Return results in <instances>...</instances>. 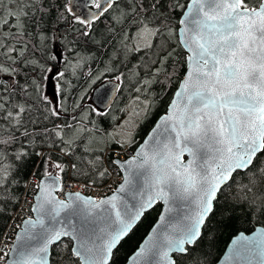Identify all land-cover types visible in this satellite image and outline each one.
<instances>
[{"label": "snow or ice", "instance_id": "snow-or-ice-1", "mask_svg": "<svg viewBox=\"0 0 264 264\" xmlns=\"http://www.w3.org/2000/svg\"><path fill=\"white\" fill-rule=\"evenodd\" d=\"M73 4L76 0H67L61 18L70 15L82 26L83 30H77L79 34L88 36L95 22L118 8L119 0H81L77 6L87 10L83 15ZM169 4L173 10L183 9L175 27L162 10V0H126V10L121 13L123 22H130L134 28L121 41L126 51L152 49L151 38L166 31L169 37L178 38L186 53V70L168 111L131 157L110 161L123 173L122 182L111 195L64 192L62 173L67 166L49 157L45 161L46 179L35 185V203L30 209L34 216L17 225L19 231L7 251L0 247V264H52L54 245H62L65 264H111L114 250L157 203L165 206L160 221L129 258V264H175L170 253H186V246L199 240L218 193L234 179L233 173L250 170L258 155L264 154V0H186L185 4L169 0ZM35 5L36 0H0V29H10L0 34V56L12 64L24 56L28 47L24 21ZM39 39L45 56L56 62L64 59V51L57 48L61 39L58 35L50 40L41 32ZM175 56L168 51L161 59L152 60L151 64L159 67L152 79L141 82L136 91L162 82L160 76L173 78L169 65ZM14 71L0 63V73ZM122 75H116L115 80L119 82ZM64 77V72L44 77L55 79L54 95L59 101L42 98L50 105L45 119H61L62 112L67 111L61 83ZM32 83L38 91L40 84L35 79ZM6 104L0 94V118L13 130L8 136L0 135V196L7 194L12 183L13 170L5 162L4 148L16 142L28 111L24 104L14 105L11 110ZM139 115L140 105L136 104L129 120L105 137L83 126L73 129L67 122L51 130L44 127L39 134L54 133L67 146L61 149L65 155L70 154L75 139L85 133L89 145L114 142L125 148L133 142L134 117ZM65 128L72 130L75 139L65 138ZM31 134L27 127L21 133L24 137ZM26 154L20 150L16 159ZM101 161L102 157L96 156L90 163L99 169ZM49 163L58 170L55 175L47 170ZM71 168L75 171L77 165L73 163ZM259 171L264 175V168ZM98 174L103 178L108 169ZM250 191V187H242L237 199L246 200ZM181 207L186 210L177 220L172 213ZM228 259L234 264H264V230L251 237L240 233L232 241Z\"/></svg>", "mask_w": 264, "mask_h": 264}, {"label": "trees", "instance_id": "trees-1", "mask_svg": "<svg viewBox=\"0 0 264 264\" xmlns=\"http://www.w3.org/2000/svg\"><path fill=\"white\" fill-rule=\"evenodd\" d=\"M179 2L185 4L186 0H179ZM65 3L67 0H36L35 8L30 10L29 16L24 21L25 31L28 33L24 37V42L28 45L24 56L18 57L16 64L0 56V63L15 70L12 74L1 73L10 75L14 79L11 86L5 82L0 84V94L7 101L6 108L11 110L14 105L24 104L28 109L24 115V125L17 132L16 142L4 148L7 157L5 162L13 171L12 183L8 186L7 194L0 196V239L22 198L27 177L32 172L39 178L43 177L45 161L49 157L67 166L65 173H62L64 178L70 176L74 180L93 184L104 183L108 174L101 178L98 171L113 166L110 163L113 160L110 153L105 154V152L107 149L119 147L118 144L110 142L107 145L97 143L89 145L87 133L80 139H75L72 130L65 128V138L75 139V143L69 149L70 154L65 155L61 149L67 146L61 143L54 133L39 134L44 127L51 130L56 125L67 122L73 129L83 126L92 129L99 137H105L123 115L129 98L138 93L136 89L142 86L141 82L144 79H152V74L159 65H152L151 61L161 59L162 55L172 51L176 53V56L169 65V70L174 71V77L165 80L164 76H160L159 80L162 82L153 83L150 87L145 86L141 92L148 99V103L145 105V113L138 120L134 130L133 142L129 145L135 149L156 119L165 112L185 71V52L179 46L177 38L169 37L166 31L152 38L154 45L152 49H142L139 52L125 50L121 41L125 33L134 31L131 23L123 22L121 17V13L126 10V0H119L118 8L111 10L95 22L88 36L79 34L77 30H83L82 26L73 21L70 15L61 18ZM161 7L165 10V14L169 15L171 25L175 27L183 9H171L169 0H162ZM9 30V28L0 29V34ZM55 31L61 38L57 41L58 49L65 53L64 59L59 62L44 55V46L39 39L40 33L43 32L51 40ZM161 45H164L163 49ZM47 47L51 50V43ZM33 60L37 63L33 64L31 62ZM65 60L68 61L67 65ZM58 66L57 72L65 73L61 83L65 89L63 103L67 111L62 112L61 119L55 117L45 119L46 108L50 105H46L42 98L47 96L53 102L59 101L54 95L55 90H52L53 95L50 96L52 99L49 97L46 91L47 80L44 77L50 74L49 68L53 71ZM109 69L112 70L109 71ZM121 73L123 75L119 81L117 98L107 110L99 111L90 102L91 92L103 81L115 80V76ZM33 79L40 84L38 91L32 83ZM52 83L55 84V79H52ZM0 125L3 126L0 127V135L8 136L13 131L2 118H0ZM24 127L32 133L28 137L21 135ZM33 129H36L35 133ZM101 147L104 148L103 152L99 151ZM20 150L27 154L17 160L16 153ZM96 156L102 157L99 169L90 163ZM73 163L77 165L75 171L71 168ZM261 168H264V154L258 155L250 170L237 171L233 174L234 179L230 180L218 193L213 211L201 230V237L193 246L187 247L185 254L174 255L176 264H215L232 236L238 232L248 233L256 226L264 227V203H261L264 199V175L259 171ZM47 170L54 174L58 171L51 167V163ZM245 186L250 187L252 191L247 193L246 200H238L237 194ZM160 209L161 205L156 204L144 214L136 227L115 249L111 264L125 263L156 221ZM63 255L62 245L59 247L54 245L50 258L52 264H65L62 260Z\"/></svg>", "mask_w": 264, "mask_h": 264}, {"label": "built area", "instance_id": "built-area-1", "mask_svg": "<svg viewBox=\"0 0 264 264\" xmlns=\"http://www.w3.org/2000/svg\"><path fill=\"white\" fill-rule=\"evenodd\" d=\"M134 154L133 149L129 146L125 148H116L111 151V156L113 158L119 157L121 161L131 157ZM122 181V175L116 166L108 168V177L106 181L100 185H93L87 182L74 180L71 178H66L64 180V192H81L85 195H90L93 197H99L101 195H109L112 191L120 184ZM39 182L38 177L32 172L27 177L24 185L23 195L20 198V201L14 210L10 220L8 221L2 237L0 239V247L4 248L5 251L8 250V246L13 243L15 235L19 228L17 225H20L23 219L33 216L31 212V207L34 201V195L36 192L35 185ZM59 197H62L58 193ZM7 259V258H6Z\"/></svg>", "mask_w": 264, "mask_h": 264}, {"label": "water", "instance_id": "water-1", "mask_svg": "<svg viewBox=\"0 0 264 264\" xmlns=\"http://www.w3.org/2000/svg\"><path fill=\"white\" fill-rule=\"evenodd\" d=\"M81 3V0H76V4H73L72 5V7H74L75 8V10H76V12L78 13V14H81V15H83V14H85L86 12H87V10L86 9H83L82 7H79V6H77V5H79ZM58 35V33L55 31L54 32V36H57ZM177 40H178V38H177ZM57 48H58V46H57ZM183 49V48H182ZM184 50V49H183ZM185 55H186V53H185ZM59 70V66L58 67H56L55 69H53V71L49 74V75H51V76H54V74L57 72ZM185 70H186V65H185ZM185 72V71H184ZM48 75V76H49ZM183 75H184V73H183ZM183 75H182V77H181V79L180 80H182L183 79ZM13 78L11 77V76H9V75H5V76H3L1 73H0V84L2 83V82H5V83H7V85L8 86H11L12 84H13ZM179 83H180V81H179ZM179 83H178V85H177V87H176V89L174 90V92H173V94H172V97H171V99H170V101H169V103H168V105H167V107H166V110H165V112L164 113H162L157 119H156V121L154 122V124L152 125V127L149 129V131L146 133V135L144 136V138L142 139V141L141 142H139L138 144H137V146L135 147V150H134V153L136 152V150L143 144V142H144V140L146 139V137L148 136V134L151 132V130L155 127V125H156V123L160 120V118L162 117V116H164L165 115V113L168 111V107H169V105L171 104V102H172V99H173V97H174V94H175V92L178 90V88H179ZM51 86H52V80H47V82H46V91H47V93H49V94H52L53 95V92L51 91L52 90V88H51ZM118 91H119V82H117L116 80H106V81H103L102 83H100L98 86H96L94 89H93V91L91 92V96H90V101L93 103V105L96 107V109H98L99 111H105V110H107L112 104H113V102L115 101V99L117 98V95H118ZM121 172V171H120ZM122 175H123V173H121ZM234 174V173H233ZM53 175H55L54 173H53ZM41 179H46V177L45 176H43V177H41L40 178V180ZM230 181V180H229ZM228 181V182H229ZM57 195V194H56ZM111 195V194H110ZM58 197V196H57ZM34 203H35V201H34ZM33 203V204H34ZM157 204H160L161 205V209H160V212H159V214H158V216H157V218H156V221L153 223V225L150 227V229L148 230V232L146 233V235L143 237V239L141 240V242L138 244V246L136 247V249L128 256V258L126 259V261H125V263L124 264H129V258L130 257H132L133 256V254L140 248V246H141V244H143L144 243V241L147 239V237L149 236V234L150 233H152V229L154 228V227H156L157 225H158V223H159V221H160V216H161V213H163L164 212V204L163 203H157ZM156 205V204H155ZM154 205V206H155ZM153 206V207H154ZM152 207V208H153ZM151 208V209H152ZM150 209V210H151ZM186 209H184L183 207H181V208H179V209H177L175 212H173L172 213V215H173V217L175 218V219H179L182 215H183V213H184V211H185ZM149 211V210H148ZM147 211V212H148ZM210 215V214H209ZM144 216V215H143ZM143 218V217H142ZM141 218V219H142ZM140 219V220H141ZM140 222V221H139ZM138 222V223H139ZM137 223V224H138ZM136 224V225H137ZM136 227V226H135ZM134 229V228H133ZM132 229V230H133ZM258 230H264V227H262V226H256L252 231H250V232H248V233H246V232H238L237 234H235L234 236H232L231 238H230V240H229V242L227 243V245H226V247H225V249H224V251H223V253H222V255L220 256V258L218 259V261L215 263V264H234V262L233 261H231V260H229L228 259V257L230 256V254H231V248H232V241H233V239L234 238H236L237 236H239V234L240 233H244L246 236H253L254 234H256L257 233V231ZM19 231V230H18ZM130 234V233H129ZM128 234V235H129ZM127 237V236H126ZM125 237V238H126ZM124 238V239H125ZM123 239V240H124ZM122 240V241H123ZM121 241V242H122ZM243 243V242H242ZM120 245V244H119ZM118 245V246H119ZM193 246V245H192ZM186 247H191V246H186ZM115 251V250H114ZM175 254H185V253H175V252H173V253H170V256H171V258H172V260L175 262V259H174V255ZM51 258V257H50ZM176 264V263H175Z\"/></svg>", "mask_w": 264, "mask_h": 264}, {"label": "rangeland", "instance_id": "rangeland-1", "mask_svg": "<svg viewBox=\"0 0 264 264\" xmlns=\"http://www.w3.org/2000/svg\"><path fill=\"white\" fill-rule=\"evenodd\" d=\"M152 39V38H151ZM160 41V39L158 40V42ZM158 42L156 44H158ZM153 43V42H152ZM144 80H147V79H144ZM55 84L52 83V90L54 91L55 90V87H54ZM51 90V91H52ZM142 92V91H141ZM141 92L139 93H136L134 95L131 96V98H129L128 100V103H127V106H126V109L124 110V113L123 115L121 116V118L116 122L115 126L113 127V129L111 130V132H114V130H117L121 125L125 124L126 121L129 120V117H130V113L132 111V109L135 107L136 104H139L140 105V115L139 117H134V127H133V130H132V136L134 134V130L138 124V120L141 118V116L145 113V105L148 103V99L144 97L143 94H141ZM49 97L51 96V94H49ZM139 96L140 97V100L139 101H136V97ZM51 98V97H50ZM52 99V98H51Z\"/></svg>", "mask_w": 264, "mask_h": 264}, {"label": "flooded vegetation", "instance_id": "flooded-vegetation-1", "mask_svg": "<svg viewBox=\"0 0 264 264\" xmlns=\"http://www.w3.org/2000/svg\"><path fill=\"white\" fill-rule=\"evenodd\" d=\"M120 118H121V117H120ZM112 129H113V128H112ZM112 129H110V132H111ZM113 143H114V142H113Z\"/></svg>", "mask_w": 264, "mask_h": 264}]
</instances>
